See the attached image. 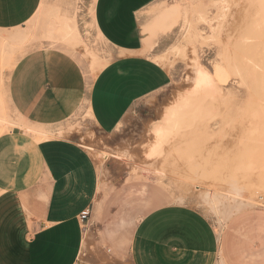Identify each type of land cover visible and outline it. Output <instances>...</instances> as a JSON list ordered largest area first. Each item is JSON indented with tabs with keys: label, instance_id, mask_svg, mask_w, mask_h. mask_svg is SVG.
Listing matches in <instances>:
<instances>
[{
	"label": "rangeland",
	"instance_id": "rangeland-1",
	"mask_svg": "<svg viewBox=\"0 0 264 264\" xmlns=\"http://www.w3.org/2000/svg\"><path fill=\"white\" fill-rule=\"evenodd\" d=\"M93 1L42 0L23 26L0 31V56L8 64L36 47L61 48L89 87L116 54L96 31ZM142 15L141 52L169 70L170 82L117 130L102 132L85 100L51 127L24 123L1 90L0 129L21 125L38 140L88 152L99 174L96 214L118 210L120 233L159 206L186 204L214 226L216 264H264V0H157ZM67 24L80 31L68 42ZM197 59L211 90L195 87ZM84 229L93 236V226ZM120 264L131 263L124 256Z\"/></svg>",
	"mask_w": 264,
	"mask_h": 264
},
{
	"label": "crops",
	"instance_id": "crops-1",
	"mask_svg": "<svg viewBox=\"0 0 264 264\" xmlns=\"http://www.w3.org/2000/svg\"><path fill=\"white\" fill-rule=\"evenodd\" d=\"M41 1L0 0V31L23 26ZM156 1H93L96 31L116 54L89 87L79 61L61 48L36 47L8 64L0 56V90L10 108L24 123L48 128L85 100L102 132L117 130L130 111L170 82L169 70L141 52L142 13ZM4 130L0 264H120L124 256L131 264H216L220 240L198 209L162 205L120 233L118 210L96 214L99 174L88 152L69 140H38L18 125ZM84 210L89 214L82 220ZM86 226H93V236Z\"/></svg>",
	"mask_w": 264,
	"mask_h": 264
},
{
	"label": "bare ground",
	"instance_id": "bare-ground-1",
	"mask_svg": "<svg viewBox=\"0 0 264 264\" xmlns=\"http://www.w3.org/2000/svg\"><path fill=\"white\" fill-rule=\"evenodd\" d=\"M159 18V17H158ZM72 23V22H71ZM158 26V25H157ZM65 30H64V33L62 34V37L63 39H65V41H70V40H73L74 38H78L80 36V31L77 27L76 24H73V25H66L65 26ZM169 31V30H167ZM166 32V31H165ZM16 36H18L16 33H15ZM61 37V38H62ZM62 39V40H63ZM64 41V40H63ZM66 42V43H67ZM86 46V45H85ZM159 60V59H158ZM195 62V61H194ZM196 74H195V87L196 89L198 88H203V89H206V88H210V90L212 89V87H214V84H213V79H212V75L211 73L205 68V67H202L198 61V59L196 60ZM194 66V67H195ZM2 68H4V66H2ZM213 85V86H212ZM212 86V87H210ZM206 87V88H204ZM197 89V90H198ZM215 89V88H214ZM184 101V100H183ZM187 103V102H186ZM180 104V103H179ZM170 111V110H169ZM171 112V111H170ZM169 113V112H168ZM171 114V113H170ZM168 116V115H167ZM170 119V118H169ZM167 120V119H166ZM168 122V121H167ZM7 126V124H5ZM14 125V124H13ZM21 126V125H20ZM256 128V127H255ZM2 129H0V132H1ZM30 130V129H29ZM43 132V131H42ZM45 132V131H44ZM37 133V134H36ZM36 137L38 134V132H36ZM42 134H40L39 136L41 137ZM255 135V134H254ZM38 136V138H39ZM37 138V139H38ZM42 139V137L40 138Z\"/></svg>",
	"mask_w": 264,
	"mask_h": 264
},
{
	"label": "built area",
	"instance_id": "built-area-1",
	"mask_svg": "<svg viewBox=\"0 0 264 264\" xmlns=\"http://www.w3.org/2000/svg\"><path fill=\"white\" fill-rule=\"evenodd\" d=\"M263 207H264V203H263ZM89 212L88 210H84L81 214H80V217L82 220H85L88 216Z\"/></svg>",
	"mask_w": 264,
	"mask_h": 264
}]
</instances>
